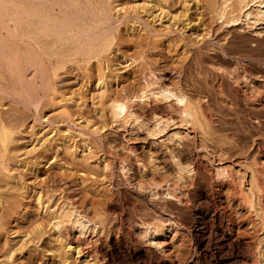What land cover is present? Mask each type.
I'll return each instance as SVG.
<instances>
[{
    "label": "rangeland",
    "instance_id": "374dc122",
    "mask_svg": "<svg viewBox=\"0 0 264 264\" xmlns=\"http://www.w3.org/2000/svg\"><path fill=\"white\" fill-rule=\"evenodd\" d=\"M162 1L3 97L0 264H264V0Z\"/></svg>",
    "mask_w": 264,
    "mask_h": 264
},
{
    "label": "bare ground",
    "instance_id": "6f19581e",
    "mask_svg": "<svg viewBox=\"0 0 264 264\" xmlns=\"http://www.w3.org/2000/svg\"><path fill=\"white\" fill-rule=\"evenodd\" d=\"M160 1L162 0L153 1L155 10L158 8ZM0 3L2 4V12L0 11V106L3 105V97L9 94H19L20 97L23 96L27 103L31 104L30 102L35 100L36 85L42 84L47 87V85L51 84L50 88L52 89V78H58L56 77L58 71L63 70L67 64L85 65L89 64L93 59L100 62L102 60L100 58L106 52H109L115 44V30H117L116 27L120 22L119 19L115 18V11L118 13L123 11L125 13L130 10V12L137 13L138 10L149 5H146L147 3L145 2V6L142 4V7L136 0L128 4L129 9L126 7L127 4L125 5L126 2L123 3L121 0H0ZM149 6L150 8L152 7L151 3ZM162 8L164 9V7ZM163 9L161 11L160 8L159 11L163 12ZM144 12L148 13L151 11L145 9ZM154 14L152 11L150 16L155 20L156 15L154 17ZM135 15L133 14V16ZM157 17L159 18L160 15ZM154 33L156 32L154 31ZM4 34H6V37ZM5 68H8L10 70L9 73L12 75H9L11 77L10 81H7V78L9 79L10 77L5 73ZM8 69L5 70L8 72ZM3 74L4 76H2ZM31 75L32 77L29 78ZM185 95L182 92L174 95V97L182 102L188 99ZM190 104L192 103L190 102ZM186 106L190 107L189 104ZM187 109L189 110V108ZM127 111L128 105L126 103L114 106V115L116 117L126 114ZM187 114L189 116L188 112ZM10 122H12L11 119ZM0 141L2 143V134ZM40 198H38L39 201L37 202L38 207L44 209L42 198ZM45 214H47L46 211ZM57 218L55 219L57 220ZM158 228L159 225L154 226V229L158 230ZM142 232L146 233V230ZM68 247L69 250L72 249L70 244H68ZM77 255V257L81 258L79 251ZM63 259L66 262V258Z\"/></svg>",
    "mask_w": 264,
    "mask_h": 264
}]
</instances>
